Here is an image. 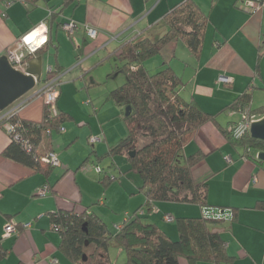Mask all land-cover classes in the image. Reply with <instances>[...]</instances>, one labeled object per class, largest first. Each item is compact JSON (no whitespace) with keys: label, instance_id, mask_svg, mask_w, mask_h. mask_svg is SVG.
Listing matches in <instances>:
<instances>
[{"label":"crops","instance_id":"0c3cea01","mask_svg":"<svg viewBox=\"0 0 264 264\" xmlns=\"http://www.w3.org/2000/svg\"><path fill=\"white\" fill-rule=\"evenodd\" d=\"M179 1L80 0L78 5L66 8L55 21L57 23L56 29H62L61 26H58V22L64 23L69 20H73L79 25L75 33L70 34L74 38H70L74 43L72 51L75 52L76 58L80 62L71 69L63 70L62 79L66 75L68 76L75 68H81L83 77L85 76L84 70L87 68L82 66V57L84 55H92L95 53L99 56V54L105 51L111 52L120 42L136 33L146 32L149 36H152L154 33H163V29L154 27L160 21L162 15ZM60 2L61 0H50L49 3L41 1L36 8L28 11L27 5L22 0H15L10 6H6L3 0H0V56L5 54L7 48L14 47L22 35L31 31L41 23H46L48 27L45 50L48 51L54 45L56 49L54 52L57 53L61 48V44L60 42L59 45L54 43L52 39V29L55 22H52L50 19V8L48 4L57 6ZM196 2L204 13L208 15L201 51L198 55H194L199 64L198 69L194 71L193 63L188 61L192 60L193 54L186 45H181L180 42H172L167 45L159 54L149 59L146 65H148L147 67L149 69L151 65L153 67L167 65L178 70V74L182 75L183 78L186 77V84L181 88L180 93L186 88L192 89L190 90L192 98H195V91L199 87L206 84H211L215 87L218 84L217 75L221 72L226 73L227 76L229 75L233 79V82L229 85L231 87L230 90H223L221 92V97L227 98L228 100L218 101L215 98L213 99L211 97L208 99V96L206 97V102H217L218 106H221L220 111H222L230 99L236 98L249 85L264 90V57L262 56L259 60L257 58V54L261 51V44H264V12L249 13L245 10L243 1L241 2L240 0H196ZM211 21L216 26L215 30L219 32L218 36L222 40L212 31V37L215 39L214 43H207L206 30ZM85 25L99 30L96 39H90L85 34ZM85 38L95 47L92 48V45H89L86 47L84 53L80 54L79 50ZM216 43H219L220 46L215 47ZM235 43L238 44V48L234 46ZM180 50H182V53H179ZM41 55L43 57V78L46 62L51 68L55 67V65L50 66V59H46L43 54ZM56 62L64 69V66L58 60V54ZM200 74H205L208 77V83H203V80L199 78ZM42 86L43 84L40 87ZM64 86L60 85L57 105L62 112L71 117L66 120L63 127H65L64 125L67 122L75 120L74 114L65 110L61 103L65 91ZM253 95H255L254 89ZM198 102L201 104L200 101ZM226 102L227 104H224ZM89 103H92V101L88 100L83 102L85 105ZM44 106L45 102L41 97L32 99L19 111V119L34 122L41 121L45 112ZM117 108L118 112L116 115L122 120L119 107L117 106ZM94 109L97 113L96 106H94ZM110 114L112 113H109V116ZM97 117L98 123H100L102 120L99 118V115ZM54 132L60 133L61 131L53 130L50 137H43L38 144L40 153L55 151L60 155L62 146L60 144L56 145L53 139ZM94 134L99 135L101 140L91 142L90 137ZM72 135L77 136L73 137L71 142L68 133L64 136L68 141L69 147L72 143H75L79 134L71 133ZM61 138H58V140L60 141ZM199 138L201 141H199ZM106 139L111 142L114 141L109 130L104 131L103 128L98 132H91L88 135V141L93 145L106 141ZM117 141L112 144H115ZM11 143V139L4 125L0 126V247L4 252L3 256L0 254V264H70L67 258L65 259L69 263L63 262L64 256H62L59 250L61 237L52 228L49 213L56 210L82 212L84 209H87L88 212H96L97 210L95 211L91 208L92 202L83 199L85 192L83 183L84 186L87 184L96 186V177L92 178V176H89L90 174L85 177L80 175L81 178L79 177L78 173L80 168L86 164L85 162L79 163L81 157H83V154L80 152L76 156H71L69 152H66L67 157H64V162L62 161L64 167L62 168V174L58 171L56 172V167H54L46 175L42 171L36 170L25 163L16 161L5 155L4 151ZM112 144H109V146ZM227 144L217 128L212 124H207L197 132L193 139L187 142L183 150L190 148L192 153L200 150L208 154L194 168L193 173L196 179H202L214 173L213 177L209 179V197L213 199V202L209 200V203L222 206V204H219V201L222 194L226 193L229 203L226 207L233 206L238 208L237 219L233 220L232 218H228L231 216L232 210L227 208L230 210L228 212L227 210L225 211L227 217L225 221L219 222L214 227L226 239L229 252L237 257V264H264V210H258L254 207L258 200H264V169H261L259 166L242 157L240 155L241 151L239 152L241 159L233 162L234 155L227 147ZM221 149H224L226 152V163L228 162L227 157L232 159L231 162L233 163L228 167L223 164L216 166L212 157L216 151H220ZM92 151L97 154L96 147ZM104 154H101V156L96 155L97 160L100 161V157L104 156ZM187 156L184 154L185 158ZM89 159L90 156L86 160ZM227 169H230L229 173H223ZM103 172L105 175L102 178L100 177L101 179L99 178L98 181L103 186L104 191H106L113 181L119 180L120 178L116 175L111 176L107 171ZM218 176L222 178V181L212 189L211 182L213 178H217ZM105 177H109L106 180L111 181L107 187L104 186L102 181ZM43 186H48L50 192H47L45 197L33 199L34 197L40 196L38 191ZM212 190H216L215 198L212 197ZM49 193L51 195H48ZM107 196L110 198V204H113V211H116L115 208L123 209V220L132 214L130 213L131 210H129L132 207L127 205L119 207L118 204L114 203L110 194L107 193ZM99 197L100 200L102 195ZM22 199L28 200L30 207L27 213L21 215L22 208L26 207L22 205ZM125 200L128 201L126 197ZM100 202L104 203L102 199ZM157 203L158 206L156 208L154 207V212L150 214L152 215L151 218L159 224V218L161 216L178 208L176 205ZM100 206L103 205L100 204ZM103 212L104 217H109L112 221L121 222L122 212V216L117 218H113V214L108 216L107 212ZM103 220L105 221L104 218ZM9 221L17 223L19 229L16 234L10 237H4V227ZM28 222L32 223L31 227L29 229H23L21 227L22 224ZM161 226L170 237L178 238L179 234L174 226ZM180 264L188 263L186 259L181 258ZM199 264L213 263L201 262Z\"/></svg>","mask_w":264,"mask_h":264},{"label":"trees","instance_id":"16d2710c","mask_svg":"<svg viewBox=\"0 0 264 264\" xmlns=\"http://www.w3.org/2000/svg\"><path fill=\"white\" fill-rule=\"evenodd\" d=\"M22 1L30 11L41 1L49 3L50 0ZM79 1L61 0L57 6L48 4L51 21L55 22L66 8L78 5ZM240 1H243L244 8L249 13L264 12L250 10L246 4L248 0ZM207 22L208 15L196 0H180L162 15L154 27L163 29V33H154L152 36L146 32L133 34L98 62L113 55L122 63L121 67L116 66L114 70H120L125 75V81L110 90L106 99L119 107L127 133L115 144L110 145L102 157L126 155L130 165L128 171L141 176L143 184L140 189L146 195V201L125 217L114 233L96 212H88L87 209L82 212L51 211V222L61 237L59 250L70 264H81L85 261L88 264H115L109 256L112 244L125 251V264H180L181 258L186 259L188 264H237V257L229 252L226 239L214 227L225 221L226 210H232L228 218L237 219L238 208L209 203V179L214 173L202 179L194 177V168L208 156L207 153L199 150L189 154L183 165L178 163L179 156H182L185 145L194 138L197 130L208 123H214L231 147L241 149L242 157L264 169V161L257 158V153L264 151V140L252 137L247 129L236 134L234 123L229 122L222 126L217 121L218 113L208 112L197 101L183 98L180 90L186 82L172 67L165 65L166 67L151 72L146 65L147 60L159 54L172 42H182L193 55H198ZM62 24L58 22V26ZM216 44L217 47L220 46L219 43ZM89 45L92 43L85 38L79 50L80 54H83ZM45 46L46 44L35 53L26 54L23 62L32 59L34 55L44 54ZM93 47L95 46L92 45ZM53 54L57 61V53ZM51 70L53 73H46L42 80L62 72L63 68L56 62ZM88 72L89 69H85L84 75ZM253 89L254 87L249 85L221 112H239L243 115V120L264 116V104L253 106ZM44 107L41 121H20L25 136L33 142V152H27L9 135L12 143L4 154L48 175L54 167L41 159L48 151L40 153L38 144L43 137H50L53 130L61 131L63 124L71 116L59 108L56 114H51L46 104ZM16 119H19L18 114L13 116L11 121ZM3 125L0 123V126ZM106 178L109 177L102 181L107 187L111 181ZM162 201L195 203L202 210L223 209L224 217L212 218L204 213L198 216L174 217L166 213L164 216H171L177 225L179 236L173 239L157 223L144 220L147 211L143 207L146 206L148 211H151L154 209V202ZM254 207L264 210V200H258ZM142 209L143 212H138ZM92 244L95 247L88 260L85 248ZM0 254H4L1 247Z\"/></svg>","mask_w":264,"mask_h":264},{"label":"rangeland","instance_id":"374dc122","mask_svg":"<svg viewBox=\"0 0 264 264\" xmlns=\"http://www.w3.org/2000/svg\"><path fill=\"white\" fill-rule=\"evenodd\" d=\"M56 25L57 23L55 22L53 25V29H52V39L54 43L59 45V42H60L61 44V48L57 51L58 60L64 66L63 70L66 71L68 69H71L75 65H77V63H79L80 61L76 58L75 52L72 51V46L74 43L70 37L74 38V36L70 35L67 31L63 29H60V30L56 29ZM215 28L216 26L213 25L211 21L206 30V33H207L206 42L207 43H211V42L214 43L215 39L212 37V31L214 32V34L217 35L219 39H221V37L218 36L219 32H217ZM181 45H183L182 42H181ZM216 46L217 44L215 45V47ZM234 46L238 48V44L235 43ZM55 50L56 49L54 45H52V47L48 51L44 52L43 54L46 57V59L47 58L50 59L51 61L50 66L51 65L54 66L56 63L55 56L53 54ZM260 50H261L260 53L257 54L258 60L262 56L264 57V44H261ZM243 52L245 51L243 50ZM179 53H182V50H180ZM107 54H108V51H105L102 54H99V56L96 55L95 53L92 55L91 54L84 55L82 57V66L84 68L89 69L88 74H86L83 77L82 69L75 68L69 73L68 76L66 75L65 77H63L64 79H62L63 82L61 83V85L64 86L66 84V86H64L65 91L63 93L61 103L64 106L65 110H68L74 114L75 120L67 122L64 125L65 126L64 129L60 133L54 132L53 139L56 145L60 144L62 146V148L60 149V153H59L60 154L59 158L61 162L65 161L64 157H67L66 152H69L71 156H76L77 153L80 152L81 154H83V157H81V160L79 161V163L85 162L86 164L82 168H80L79 173H78L79 177L80 178L81 176L85 177V176H88L89 174H90L89 176H92V178L96 177V183H95L96 186H94L93 184H87L86 186H84V183H83V188H85L83 199L92 202L91 208L95 211L97 210L99 213L97 211L96 212L101 217L103 216V213H104L103 211L107 212L108 216L109 215L111 216L113 214L114 216L113 218H117L123 215L121 222L112 221L111 219H109V217H104V216L102 217L105 219V222L108 224L109 230L112 233H114L116 232L118 227L122 224L124 214L122 211L123 209L115 208L116 211H113V204H110V198L107 196V193L110 194V197L113 199L114 203L118 204L119 207L126 206V205L132 207L129 209L131 210L130 213H133L134 210L138 208V206L145 203L146 196L144 192L141 191L140 189L143 184L141 176L132 171H128L130 165L127 161L126 155L124 154L108 155L105 157H101L100 161L97 160L96 155L101 156V154H104L107 151L109 144L114 143L115 141H117L119 138H121L122 136L126 134V129H125V125L123 121L120 119V117L116 115L118 112L117 106L114 104V102L110 100H106V94H108L110 90L121 85L125 81V75L120 70H116V71L114 70L116 66L121 67L122 63L118 58L113 57V55H111L109 59L107 58L104 61H101L100 63H98V61ZM194 58L195 57L193 55L192 60H188V61L193 63L194 71H195V69H198L199 64H198L197 59L196 58L194 59ZM164 67L166 66L164 65L160 67H153V65H151L150 70L151 72H155ZM48 68H49V65L46 62L43 78L46 77ZM174 70L175 72L178 71L176 69ZM222 75H227V74L224 72H221L217 75V79ZM180 76L186 82V77L183 78L182 75ZM199 78L203 80V83H206L208 80V77L205 74H200ZM44 81L45 80H41L35 86L34 89L38 90L40 86L44 83ZM218 84L215 87H213L211 84H206L202 87L198 86L199 89L195 91V95H194L196 99L192 98V95L190 94V90L192 89H189V88H186L180 94L183 98H185L188 101L190 100L200 101L202 105L198 101L197 102L204 110L208 112H212V113H215V112L218 113L217 121L222 126L227 125L229 122L234 123L236 126V131H235L236 134H240L246 129L249 131L250 126L248 128H245L244 126L245 123L247 121H250V124H251L252 121L259 119V118H256L255 116H253L250 118L249 117L245 118V120H243V115L239 112H221L220 111L221 106L219 107L217 102L216 103L209 102V101L206 102L207 96H208V99L212 97L213 99L215 98L218 101L228 100L227 98L221 97V92H223V90H226V91L230 90L231 88L229 87L230 84H226L225 86H223L224 84H221V85H218ZM254 94L255 95H253V105L258 106V105L264 104V90H260L254 87ZM41 98L45 102L44 98L43 97ZM88 100L92 101V103H89L88 105L83 104L84 101H88ZM232 101L233 99H230L228 104ZM224 104H227V102ZM94 106H96L98 110L97 113L95 112ZM109 113H112V114H110L109 116ZM98 115H99V118L102 120L100 121V123H98V117H97ZM208 124H212L213 126H215L217 130L219 131V133L224 137V135L220 131V128L216 124L214 123H208ZM101 128H103L104 131L109 130L111 136L114 138V141L111 142L106 139V141H102L101 143L99 142L94 145L91 144L88 141V135L91 132L95 133V132L100 131ZM199 130H197V132ZM66 132L68 133L70 142L73 139V137L77 136V135L71 136V133L79 134L75 143H72L70 147L68 146L69 145L68 141L64 138V136L67 135ZM60 137L62 138L59 141L58 138ZM199 141H201L200 138H199ZM95 147L97 148V154L92 151ZM227 147L230 149V151L234 155L233 162L237 161V159L239 160L241 159L239 156V152L241 151V149H234L229 144H227ZM190 153H192L190 148H186L185 150H183L182 156H179L178 163L181 165L185 164L186 158L184 157V154L189 155ZM225 155H226V152L224 149H221L220 151H216L213 154L212 157L215 161L216 166L223 164V165H226V167H228L229 165L233 163V162L226 163ZM89 156H90V159L86 160L87 157ZM97 165L101 167L102 169L101 173H98L96 171ZM61 166H57L55 168V171L56 172L58 171L62 174L63 172L62 168L64 167L63 165ZM229 170L230 169H227L223 173H229ZM103 171H107L111 176L116 175L117 177L120 178L119 180L113 181L112 184L106 189V191H104L103 186L98 181L100 177L102 178L105 175ZM221 179L222 178H219V176L217 178H213L211 182L212 189L216 187L215 186L216 184L221 183L222 181ZM216 190L215 191L212 190L213 198H215L214 195L216 193ZM46 194L40 195L38 197H34L33 199L45 197ZM48 195H51V193H49ZM101 195H102L101 199L103 200L104 203L100 202L101 199L99 200L100 198L99 196ZM125 197L126 199H128V201L125 200ZM209 200L210 202H213V199L210 197H209ZM219 202H220L219 204H222L223 207H226V205H229L226 193L222 194V197ZM161 203H167L168 205H176L178 207L175 210L169 211L168 213V214H172L174 217L181 216V215L198 216V215H202L203 213L202 208L198 204H195V203L163 202V201ZM100 204L103 206H100ZM22 205L26 207L22 208V212L20 213L21 215L27 213L30 207V203L28 200L22 199ZM153 206L156 208V206H158V203L156 204V202H154ZM143 208L147 211L146 216H144V220L147 222L157 223L151 218L152 215L150 214L154 212V209H152L151 211H148L146 206H144ZM121 212H122V215H121ZM138 212H143V211L139 210ZM163 217L164 215L159 218L160 224L157 223L159 226L171 225V226H174V228L177 230V225H176L175 220L167 222L164 220ZM94 247L95 245L92 244V245H87L85 248L86 254L89 256L88 260L90 258V255L94 251ZM109 256L115 264H125L126 253L123 250V248L115 244H112L109 249ZM63 259H64L63 260L64 263L68 262L65 258ZM81 264H88V263L87 261H85Z\"/></svg>","mask_w":264,"mask_h":264},{"label":"built area","instance_id":"2783aa9c","mask_svg":"<svg viewBox=\"0 0 264 264\" xmlns=\"http://www.w3.org/2000/svg\"><path fill=\"white\" fill-rule=\"evenodd\" d=\"M15 0H3L6 6H10L13 4ZM248 8L253 11H263L264 10V1L260 0H248L246 2ZM78 24L73 20H69L64 22L61 25V28L67 31L69 34H74L78 28ZM85 34L90 39H96L99 30L91 27L89 25L84 26ZM48 27L46 23H41L33 28L31 31L22 35L18 41L16 42L14 47L7 48L5 55L7 56L9 62L16 69L23 70L25 62H23V58L28 53H35L39 48L45 45L47 41ZM52 68L49 67L47 73H53ZM63 72L50 75L49 78L43 83V86L38 90L34 89L29 93L25 94L23 97L15 101L8 108H6L3 112L0 113V123L4 124V128L7 131L8 135L11 136L12 140L19 143L27 152L31 153L34 150L33 142L30 138L25 136V130L23 128L22 123H20L21 119H16L14 122L11 121L12 117L17 115L22 107L29 101L37 97H43L45 100V104L48 107V110L51 114H56L58 110L57 100L60 94V85L62 83ZM219 84H231L233 79L227 75H222L217 79ZM245 128L250 126V121L245 123ZM64 127L61 128V131ZM101 138L99 135H93L90 137L91 142L100 141ZM44 162L50 164L53 167L61 166L62 162L59 158V155L55 151H49L45 153L42 158ZM227 161L231 162L232 159L227 157ZM96 170L101 172V167L97 165ZM49 191L48 186H43L39 189L38 194L44 195ZM223 212L220 210H212L210 208H204V215L212 218H222L224 217ZM164 219L167 221L172 220V217L169 215H165ZM32 223H23V229H29ZM52 228L57 231V229L52 224ZM19 229V225L15 222L9 221L4 227V237H10L17 233Z\"/></svg>","mask_w":264,"mask_h":264},{"label":"water","instance_id":"95a60500","mask_svg":"<svg viewBox=\"0 0 264 264\" xmlns=\"http://www.w3.org/2000/svg\"><path fill=\"white\" fill-rule=\"evenodd\" d=\"M42 63V55H36L25 62L23 70H19L5 54L0 56V113L42 80ZM249 132L252 137L264 140V116L251 122ZM257 158L264 161V151L258 152Z\"/></svg>","mask_w":264,"mask_h":264},{"label":"bare ground","instance_id":"6f19581e","mask_svg":"<svg viewBox=\"0 0 264 264\" xmlns=\"http://www.w3.org/2000/svg\"><path fill=\"white\" fill-rule=\"evenodd\" d=\"M45 44H46V42H45Z\"/></svg>","mask_w":264,"mask_h":264}]
</instances>
